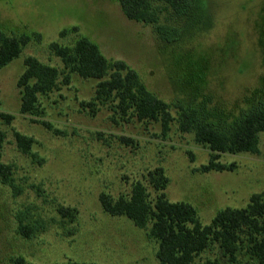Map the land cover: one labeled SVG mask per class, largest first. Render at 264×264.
I'll return each instance as SVG.
<instances>
[{
  "label": "rangeland",
  "instance_id": "1",
  "mask_svg": "<svg viewBox=\"0 0 264 264\" xmlns=\"http://www.w3.org/2000/svg\"><path fill=\"white\" fill-rule=\"evenodd\" d=\"M158 24L178 29L163 40L155 24L130 20L118 0H0V28L27 35L21 56L0 70V112L7 124L0 163L12 167L20 193L0 179V264L24 257L34 264H160L158 245L126 217L111 216L100 194L129 196L133 185L163 168L172 202L193 205L204 225L227 207H245L264 194V131L259 153L222 154L216 163L233 171H209L211 151L179 129L183 109L198 110L227 129L264 102V0H194L178 17L154 3ZM159 5V6H158ZM80 37L96 43L110 60L125 61L156 97L171 105L175 121L164 133L158 122L119 113L113 102L96 100L98 81L70 74L53 43L73 47ZM34 56L60 72L57 88L40 96L38 114H21L18 79ZM45 123L51 125L48 127ZM16 134L33 140L23 153ZM60 208L72 212L63 217ZM38 226L32 238L19 233V219ZM259 264L243 254L231 263L212 246L193 264Z\"/></svg>",
  "mask_w": 264,
  "mask_h": 264
},
{
  "label": "trees",
  "instance_id": "2",
  "mask_svg": "<svg viewBox=\"0 0 264 264\" xmlns=\"http://www.w3.org/2000/svg\"><path fill=\"white\" fill-rule=\"evenodd\" d=\"M118 2L128 19L155 24L160 37L171 43L179 36V30L157 25L159 17L154 3H164L176 16L185 17L192 10L194 0ZM30 42V36L11 35L0 28V70L19 58ZM51 49L64 64L65 71L62 73L68 71L64 77L65 84L70 82L69 73L97 80L95 96L99 103L113 102L119 113H129L144 122L161 123L164 133L170 129L171 123L175 121L171 105L149 91L137 71L125 61L108 59L100 47L86 37H80L73 47L53 43ZM60 74L56 67L45 64L34 56L25 59V70L17 83L21 92V114H38L40 96H46L58 87ZM0 118L7 124L14 120V116L6 112H0ZM177 122L182 132L194 133L195 141L210 149V162L203 168L204 172L233 171V165L216 163V160L226 153H259V134L264 131V102L248 110L227 129L203 118L195 109L181 108ZM16 139L23 153L29 154L33 140L21 134H16ZM4 141L5 134L0 130V160ZM12 174L10 165L0 163L1 182L10 186L18 195L20 189L16 187ZM147 182L156 195L152 196L148 185L138 181L133 185L129 196L121 195L113 199L108 194L101 193L99 198L106 213L129 218L135 226L147 230V236L158 245L156 256L160 264H193L197 257L212 246H217L231 263L236 262L238 256L243 254L264 264L263 193L252 194L245 207L220 210L210 224L204 225L193 205L169 200L165 192L169 179L163 168L149 172ZM60 213L65 218L72 215L66 208H60ZM19 220L21 236L32 238L37 233L38 226L26 224L22 217ZM11 264L34 263L19 256L11 258ZM64 264L96 263L73 261ZM206 264H217V261H208Z\"/></svg>",
  "mask_w": 264,
  "mask_h": 264
}]
</instances>
